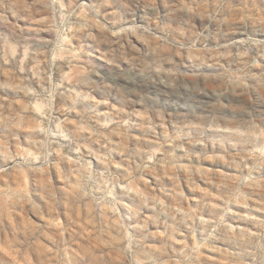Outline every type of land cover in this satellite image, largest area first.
<instances>
[{"label": "clouds", "instance_id": "9594fccd", "mask_svg": "<svg viewBox=\"0 0 264 264\" xmlns=\"http://www.w3.org/2000/svg\"><path fill=\"white\" fill-rule=\"evenodd\" d=\"M0 264H264V0H0Z\"/></svg>", "mask_w": 264, "mask_h": 264}, {"label": "rangeland", "instance_id": "374dc122", "mask_svg": "<svg viewBox=\"0 0 264 264\" xmlns=\"http://www.w3.org/2000/svg\"><path fill=\"white\" fill-rule=\"evenodd\" d=\"M211 148V146H209ZM209 159L203 162V167H205L209 172H221V173H227V168L225 166V160L223 159H217L216 157H223V153L221 152H212L209 150ZM181 180V187L184 189V194L186 196L191 197V191L190 189L185 185V176L182 174L180 177ZM193 182L198 184L201 188L205 187L204 183L201 181L199 176H193ZM258 199V197H256Z\"/></svg>", "mask_w": 264, "mask_h": 264}]
</instances>
